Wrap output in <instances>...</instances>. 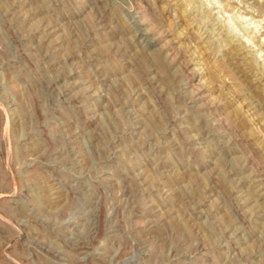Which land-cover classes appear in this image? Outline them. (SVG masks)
<instances>
[{
    "label": "rangeland",
    "instance_id": "obj_1",
    "mask_svg": "<svg viewBox=\"0 0 264 264\" xmlns=\"http://www.w3.org/2000/svg\"><path fill=\"white\" fill-rule=\"evenodd\" d=\"M0 264H264V0H0Z\"/></svg>",
    "mask_w": 264,
    "mask_h": 264
}]
</instances>
